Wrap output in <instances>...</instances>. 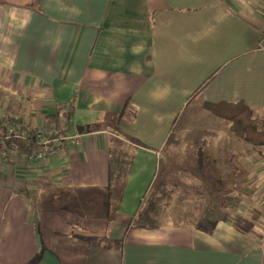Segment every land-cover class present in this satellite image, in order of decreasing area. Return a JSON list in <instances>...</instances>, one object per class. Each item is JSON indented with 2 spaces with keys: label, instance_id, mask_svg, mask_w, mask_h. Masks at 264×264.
Listing matches in <instances>:
<instances>
[{
  "label": "crops",
  "instance_id": "0c3cea01",
  "mask_svg": "<svg viewBox=\"0 0 264 264\" xmlns=\"http://www.w3.org/2000/svg\"><path fill=\"white\" fill-rule=\"evenodd\" d=\"M263 27L264 0H0V119L39 125L69 112L68 133L80 134L76 145L62 144L42 162L27 156L12 165L0 157V264H264V208L253 200L212 232L198 223L203 210L190 215L176 194L159 226H133L186 106L196 101V109L214 114L240 104L264 124ZM130 101L137 120L121 125L144 143L133 145L132 171L110 201L111 137L91 113L121 114ZM81 111L89 113L83 122ZM192 119L171 152L183 158L189 138L211 134L200 171L176 166L180 183L226 196L251 187L253 174L264 187L260 148L247 142L238 150V138L246 141L231 120L226 130L212 131L207 126L217 118ZM228 131L237 136L233 144L217 141ZM240 152L249 158L248 172L238 170ZM49 190L70 206L45 209Z\"/></svg>",
  "mask_w": 264,
  "mask_h": 264
},
{
  "label": "rangeland",
  "instance_id": "374dc122",
  "mask_svg": "<svg viewBox=\"0 0 264 264\" xmlns=\"http://www.w3.org/2000/svg\"><path fill=\"white\" fill-rule=\"evenodd\" d=\"M202 94H196L194 97L195 99H199L198 97L201 96ZM194 103L191 105L186 106L182 112L178 113V117L175 119L174 122V130H173V134L167 141V145L166 148L164 150L162 157L158 158L157 162H156V170L158 171L157 173V178L154 182V186H158L157 181L162 179L163 175L164 178L169 182V188H171L172 190H175V194L179 196V201L181 202V196L185 197L186 201L184 205H180L182 207L186 206V209H189L191 212H196L198 209H203L206 205H208L209 203L213 202V204H216L217 202H219L224 198V193L221 189H193V188H189L187 187L188 184L187 183H180V173L175 174V169L176 166L178 165L180 167V170L182 169V165H184L185 167V171L193 172L196 173V170H201L202 167L199 166V164L197 163H193V151H190L189 149L187 151H185V155L183 158H181L176 151L171 152V148L173 145V138H175L179 133L180 130L183 128V126H185V124L189 121L193 122L194 119H192V117H200V119L205 120L208 116L211 117H215L217 118V124L213 125H209L207 126V124L204 125V127L207 126V128H211L212 131L217 130L218 128H223L224 130H226L230 125H228L229 123L227 122V117L226 115H223L222 113L227 112L225 110H221V111H215L214 114H212L209 110L203 109V108H195L197 106L196 101H193ZM137 111L133 105V101H130L128 103V105L122 110L121 114H118L119 112L116 113H108L107 115L100 113L99 111H95L93 113H91V117L92 119H100L101 127H103L104 129H106L104 132H106L108 134L109 137L113 138V139H117L120 142H125L129 145H134V144H140V143H144L143 139L136 135L135 133L131 134L130 132H128L127 130H125V128L122 127L121 122L123 120H128L130 122H136L137 120ZM192 112H194V114L192 115ZM89 113L85 112V111H81L80 115H79V119H82L81 121L83 122L84 119L86 118V116H88ZM202 117V118H201ZM76 120V119H75ZM231 122V121H230ZM81 123V122H80ZM77 124V123H75ZM75 124H71L72 129L75 130ZM90 123L86 124V127L89 128ZM137 126L135 125V128ZM216 127V128H215ZM202 129V128H201ZM210 130V129H209ZM214 137V136H213ZM212 137V138H213ZM237 136H235V133L232 131H228L225 133L220 134L219 136H216L217 141H219V139H224L225 141L233 144V141H235V138ZM215 138V137H214ZM241 138H238V146L237 149L238 150H242L244 149L246 146L247 148L249 147L247 142H244L242 140H240ZM184 144V143H183ZM220 146V144L217 143V146ZM180 148V145H177ZM135 147V146H134ZM225 147V144H224ZM255 147V146H254ZM242 154V156L240 155ZM178 155V156H177ZM240 156L236 157L239 165L237 166L240 170V172L249 171V165H245V162H248V157H244V154L242 152L239 153ZM176 162V164L170 165L172 164V162ZM208 162H214L215 156H211V153H209V157L207 158ZM225 159V158H224ZM253 161V165L254 166H258L260 164L261 159L256 155L255 157L252 158ZM214 165L213 163L211 164V166ZM167 167V168H166ZM208 167V166H207ZM216 169L217 166L215 165ZM165 170H167L165 172ZM191 174V173H190ZM186 175V174H185ZM192 175V174H191ZM244 176L241 173L240 175H238V179L243 180ZM239 180V184H243L241 181ZM251 180L252 181V186L249 187L248 183L246 186H248L249 188H242V190H237L236 192L239 193V195L242 196V204L244 203V200L248 199L250 202L253 200L255 203H257L258 205L262 206L264 208V187L262 188L260 186V178H256L255 175L252 174V176L250 177L249 174L247 176V181ZM178 182V183H177ZM244 185V184H243ZM236 187H238L236 185ZM50 192L47 193V198H44V202L43 205L45 207V209H57L58 207H60L61 205L64 206H70L68 203H65L62 199V197H59L57 194V191H52L49 190ZM216 194L215 197L211 196V193ZM234 192V190H233ZM234 192V193H236ZM218 193H220L219 195H217ZM253 194L251 199L248 197L247 194ZM172 195V200H173V196ZM220 197V198H219ZM171 200V201H172ZM224 201V200H223ZM82 205L84 204H77L75 207H79L80 209H87V207H83ZM174 207H176V202H174L173 204ZM194 212L190 215H193ZM187 215L186 218L190 219L192 216ZM196 216V215H195ZM186 222V221H184ZM183 223V222H182Z\"/></svg>",
  "mask_w": 264,
  "mask_h": 264
},
{
  "label": "trees",
  "instance_id": "16d2710c",
  "mask_svg": "<svg viewBox=\"0 0 264 264\" xmlns=\"http://www.w3.org/2000/svg\"><path fill=\"white\" fill-rule=\"evenodd\" d=\"M227 112L222 113L232 121L231 129L239 136H243L246 142L260 148L264 160V124H259L253 119V112L247 106L240 104L226 103L220 108ZM69 118L70 114L67 113ZM210 131L203 132L199 136L189 138L187 141V150L193 151L194 162L200 165L204 164L206 159L204 150L207 148ZM109 186L105 190L106 196L112 198V192L115 188H121L132 171L135 160V147L117 139L111 138L109 144ZM158 186H152L144 197L143 203L139 208L133 226L144 228H155L159 226L160 215L164 211L166 204H170L175 190L169 188V182L164 178L157 181ZM213 192L211 196H215ZM242 196L239 193L224 196L222 206L217 207L208 205L203 208L198 223L207 232H212L218 221L233 216L241 211ZM110 208V204H109ZM107 206V211L109 212Z\"/></svg>",
  "mask_w": 264,
  "mask_h": 264
},
{
  "label": "built area",
  "instance_id": "2783aa9c",
  "mask_svg": "<svg viewBox=\"0 0 264 264\" xmlns=\"http://www.w3.org/2000/svg\"><path fill=\"white\" fill-rule=\"evenodd\" d=\"M261 43L264 44V27ZM66 112L47 117L39 125L20 119H0V157L5 164L21 165L27 156L35 161L55 157L62 144L76 145L80 134L68 133ZM60 143L56 146V143Z\"/></svg>",
  "mask_w": 264,
  "mask_h": 264
},
{
  "label": "water",
  "instance_id": "95a60500",
  "mask_svg": "<svg viewBox=\"0 0 264 264\" xmlns=\"http://www.w3.org/2000/svg\"><path fill=\"white\" fill-rule=\"evenodd\" d=\"M83 129H84V127H81V128L78 127V131H79V132H82Z\"/></svg>",
  "mask_w": 264,
  "mask_h": 264
}]
</instances>
